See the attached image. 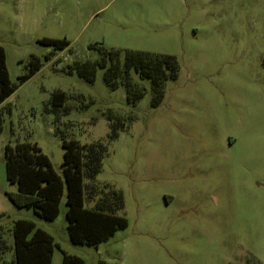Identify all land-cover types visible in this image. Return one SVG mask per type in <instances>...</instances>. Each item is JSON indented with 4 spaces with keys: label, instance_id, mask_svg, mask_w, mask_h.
<instances>
[{
    "label": "rangeland",
    "instance_id": "1",
    "mask_svg": "<svg viewBox=\"0 0 264 264\" xmlns=\"http://www.w3.org/2000/svg\"><path fill=\"white\" fill-rule=\"evenodd\" d=\"M67 40L63 50L41 43ZM0 47L16 91L0 105V227L14 259V225L35 223L85 264H264V0H0ZM174 56L177 79L154 105L152 82L132 72L140 100L93 82L78 64L104 52ZM40 69L28 80L19 78ZM67 94L50 113L52 96ZM137 91V92H138ZM54 111V110H53ZM68 111V112H66ZM123 122L111 141L113 123ZM63 138L108 145L96 182L123 192L127 228L98 247L70 240L64 195L54 221L8 194L5 146L37 143L63 176Z\"/></svg>",
    "mask_w": 264,
    "mask_h": 264
},
{
    "label": "trees",
    "instance_id": "2",
    "mask_svg": "<svg viewBox=\"0 0 264 264\" xmlns=\"http://www.w3.org/2000/svg\"><path fill=\"white\" fill-rule=\"evenodd\" d=\"M41 43L53 45L55 50H63L70 44L67 40L53 39H43ZM78 67L80 77L88 82L94 81L98 68L106 69L105 82L111 90L119 87L117 81L124 74L127 77L124 85L128 101L140 100L145 94L143 90L138 91L132 83L131 74L135 72L141 79L152 82L154 105H158L164 97L165 82L177 79L179 74V63L174 56L141 51H126L124 59L119 51L104 52L99 60H88L78 64ZM39 69L40 64H36L30 74L21 76L19 80H28ZM16 89L8 72L6 52L0 47V105ZM66 101L65 92L57 91L53 94L50 100L53 109L50 113L56 115V120ZM4 122V115L0 113V138ZM124 127L123 122L113 123L109 139L117 140L119 130ZM63 147V176H60L37 143L25 141L14 146L7 144V179L10 184L18 185L16 193L8 194L9 200L18 208H33L40 218L54 221L60 214L61 202L66 194V217L71 242L75 245L98 247L118 230L128 226L124 215L123 192L108 185L100 187L96 182L108 153V145L102 141L82 145L77 140L63 138ZM13 235L14 259L0 264H52L54 239L50 234L37 229L31 221L18 220L15 222ZM8 250L0 227V257ZM63 264L85 263L81 258L65 253Z\"/></svg>",
    "mask_w": 264,
    "mask_h": 264
}]
</instances>
